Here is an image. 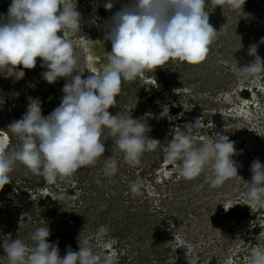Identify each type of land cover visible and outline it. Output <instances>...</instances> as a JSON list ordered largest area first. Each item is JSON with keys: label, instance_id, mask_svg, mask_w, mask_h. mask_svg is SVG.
I'll list each match as a JSON object with an SVG mask.
<instances>
[{"label": "rangeland", "instance_id": "1", "mask_svg": "<svg viewBox=\"0 0 264 264\" xmlns=\"http://www.w3.org/2000/svg\"><path fill=\"white\" fill-rule=\"evenodd\" d=\"M102 1L76 0L81 27L66 35L84 65L73 75L87 78L105 68L104 53L111 51V43L103 34L109 21L101 20L95 10ZM10 4L0 0V20L6 19ZM205 10L219 31L206 60L195 65L169 62L124 81L116 106L109 109L113 115L142 119L151 129L147 135L161 142L158 148L145 152L140 164L131 167L104 129V156L54 184L18 162L9 173L12 182L0 190V245L11 234L31 248V234L48 226V241L58 245L61 257L69 246L79 250L80 237L101 256L115 253V264H247L252 249L264 248V208L252 210L246 204L251 164L256 159L264 164V73L248 80L236 76L254 60L248 54L250 45H257L264 60V0H245L237 10L206 0ZM41 65L37 58L34 69L18 66L25 73L19 80L0 72V144L8 150L20 143L8 125L22 118L29 98L40 100L44 116L61 103L66 79L49 84ZM165 106L168 114L161 118ZM197 119L204 124L198 143L219 133L237 149L233 159L238 176L220 187L204 183L208 171L195 180L183 179L177 163L165 159L174 130L185 131V125ZM110 156L118 171L107 177L103 167ZM137 180L142 185L134 195L130 184ZM224 205L231 208L226 212ZM258 217L252 227L250 222ZM0 264H9L2 247Z\"/></svg>", "mask_w": 264, "mask_h": 264}, {"label": "clouds", "instance_id": "2", "mask_svg": "<svg viewBox=\"0 0 264 264\" xmlns=\"http://www.w3.org/2000/svg\"><path fill=\"white\" fill-rule=\"evenodd\" d=\"M210 2L232 10L245 4V0ZM205 3L206 0H127L108 23L105 39L110 41L111 51L104 53V70L83 78L81 74L73 75L83 67L84 60L66 35L81 27L76 0H11L6 19L0 20V72L6 78L22 79L25 73L18 66L34 69L40 58L41 66L47 69L43 78L49 84L59 78L67 82L61 103L49 115H42L38 98H29L22 118L8 125L20 143L11 150L0 144V190L12 182L9 173L18 162L48 184L71 177L81 167L94 166L106 151L107 138L101 139L104 129H108V138H115V146L131 167L140 164L145 152L155 151L161 142L147 135L151 129L142 119L113 115L109 109L116 106L124 81H134L169 62L195 65L206 60L219 31L209 23ZM104 7L111 10L112 0H107ZM61 32L63 35H58ZM248 54L254 60L240 67L238 79L248 80L264 73L257 45H250ZM167 114L165 106L161 118ZM203 125L197 119L185 125V131L177 127L164 149L165 159L177 163V174L186 180L210 172L204 183L216 188L238 176V163L233 159L237 149L233 141L219 133L198 143ZM117 171L116 159L108 157L104 175L112 177ZM250 171L246 204L252 210L264 208V164L256 159ZM141 185L140 180L131 182V193L139 195ZM230 208L224 205L226 212ZM259 220L250 222L251 226L255 227ZM49 236L48 226L37 228L31 234L34 243L29 248L22 239H12L7 234L0 247L9 264H115V253L101 256L88 239L80 237L79 250L69 246L61 257L58 245L50 243ZM247 264H264V248L252 249Z\"/></svg>", "mask_w": 264, "mask_h": 264}, {"label": "bare ground", "instance_id": "3", "mask_svg": "<svg viewBox=\"0 0 264 264\" xmlns=\"http://www.w3.org/2000/svg\"><path fill=\"white\" fill-rule=\"evenodd\" d=\"M106 2H107V0L102 1V3L98 2V3H100V5L97 7V9L99 10V9H103V8H105V7H104V4H105ZM112 2H113V4H114V7H113L111 10H109V12H115L117 9H120L121 4L126 3L127 0H112ZM58 35H61V34H58ZM91 61H92V60H90L89 63H90ZM91 66H92V65H91Z\"/></svg>", "mask_w": 264, "mask_h": 264}, {"label": "flooded vegetation", "instance_id": "4", "mask_svg": "<svg viewBox=\"0 0 264 264\" xmlns=\"http://www.w3.org/2000/svg\"><path fill=\"white\" fill-rule=\"evenodd\" d=\"M95 10H96V13L100 14L99 18H101V20L104 19V21H106V20L110 21L111 17L114 15L113 14L114 12H109V10H106L105 8L98 10L96 7ZM105 34H107V33H104L103 35H105Z\"/></svg>", "mask_w": 264, "mask_h": 264}]
</instances>
